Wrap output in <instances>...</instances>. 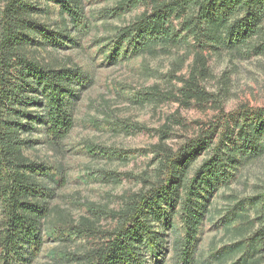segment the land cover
<instances>
[{
  "label": "rangeland",
  "instance_id": "rangeland-1",
  "mask_svg": "<svg viewBox=\"0 0 264 264\" xmlns=\"http://www.w3.org/2000/svg\"><path fill=\"white\" fill-rule=\"evenodd\" d=\"M27 1L43 9L34 16L37 20L60 31L66 15L56 0ZM119 1L82 0L89 23L78 31L69 24L71 41L57 51L38 53L79 68L87 82L70 98L74 125L65 139L26 150L53 173L48 184L51 214L31 264H73L114 228L117 220L109 211H117L145 183L156 180L162 149L175 154L193 139L204 142L206 149L196 151L190 162L192 177L211 155L225 124L232 126L240 113L264 107V54L245 47L238 52L204 50L203 71L188 43L109 58L115 31L145 10L141 3L118 9ZM3 5L0 0V11ZM122 45L123 50L126 42ZM227 176L209 197L204 194L208 213L189 248L193 264H242L245 254L244 264H264L263 246L250 253L251 237L264 230V154L242 159ZM174 208L179 210L177 204ZM82 217L94 221L92 233L85 231ZM172 222L182 224L178 212ZM170 240L165 250L148 252L144 264H178L173 235ZM239 241L250 246L236 252L233 245Z\"/></svg>",
  "mask_w": 264,
  "mask_h": 264
},
{
  "label": "trees",
  "instance_id": "trees-1",
  "mask_svg": "<svg viewBox=\"0 0 264 264\" xmlns=\"http://www.w3.org/2000/svg\"><path fill=\"white\" fill-rule=\"evenodd\" d=\"M56 1L61 15H66L60 31L37 20L34 16L44 11L27 0H3L0 11V264H31L36 257L51 214L48 184L53 173L26 150L37 143L59 145L65 139L74 125L70 98L87 82L79 68L38 56L39 51H57L72 40L69 24L78 31L89 23L83 18L82 0ZM125 3H141L145 10L115 31L114 43L109 40L112 60L126 58L129 50L142 54L157 46L188 43L203 71L204 50L238 52L245 47L264 54V0H120L117 8ZM237 118L232 126L222 125L211 155L192 177L190 162L196 151L206 149L204 142L205 147L193 139L175 154L160 149L156 180L145 183L117 211H109L117 220L114 228L73 264H144L148 252L167 248L170 235L178 264H193L189 248L208 213L209 193L242 159L264 154V107ZM260 205L264 220V195ZM177 212L180 226L172 222ZM81 222L87 234L92 233L94 221L82 217ZM251 238L250 253L264 248V230ZM233 246L238 252L250 245L239 241Z\"/></svg>",
  "mask_w": 264,
  "mask_h": 264
}]
</instances>
